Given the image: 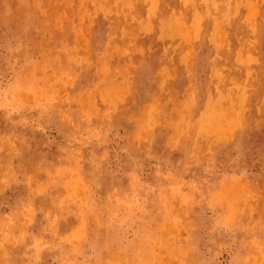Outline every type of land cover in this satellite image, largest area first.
I'll return each instance as SVG.
<instances>
[{
	"label": "rangeland",
	"instance_id": "1",
	"mask_svg": "<svg viewBox=\"0 0 264 264\" xmlns=\"http://www.w3.org/2000/svg\"><path fill=\"white\" fill-rule=\"evenodd\" d=\"M0 264H264V0H0Z\"/></svg>",
	"mask_w": 264,
	"mask_h": 264
}]
</instances>
